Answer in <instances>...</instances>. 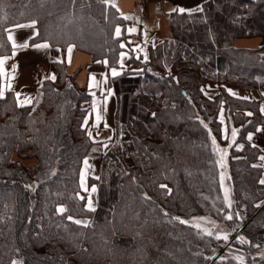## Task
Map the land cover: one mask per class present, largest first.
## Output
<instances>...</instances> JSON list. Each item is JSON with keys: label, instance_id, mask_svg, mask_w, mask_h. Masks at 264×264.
Here are the masks:
<instances>
[{"label": "trees", "instance_id": "16d2710c", "mask_svg": "<svg viewBox=\"0 0 264 264\" xmlns=\"http://www.w3.org/2000/svg\"><path fill=\"white\" fill-rule=\"evenodd\" d=\"M33 20L31 43L73 46L109 68L127 51L116 29L129 22L106 0H0V58L11 51L6 30ZM169 26L171 38L149 48L148 60L131 57L110 79L116 110L105 153L82 126L90 95L63 63L33 104L19 106L9 91L0 97V264H207L216 240L191 221L210 215L226 224L213 187L220 111L243 145L229 160L231 231L251 217L241 247L247 256L263 248L261 150L246 138L264 127V0H206L171 13ZM250 38L263 42L234 45ZM89 157L100 163L99 179H88L95 211L79 186Z\"/></svg>", "mask_w": 264, "mask_h": 264}, {"label": "crops", "instance_id": "0c3cea01", "mask_svg": "<svg viewBox=\"0 0 264 264\" xmlns=\"http://www.w3.org/2000/svg\"><path fill=\"white\" fill-rule=\"evenodd\" d=\"M106 1L113 4L119 11L120 16L129 22L123 31L119 27L121 30L120 35L122 33L126 35L123 45L127 51L124 50L120 53L117 66L109 68L106 63L93 60L88 53L76 50L73 46L66 47L63 52L60 48L50 45L48 48H36L35 45L45 43L30 42L36 35L35 27H12L9 30H11L16 43L18 45L27 43L28 47L13 49L12 41L8 40L9 32L7 31L6 38L11 51L1 57H8V59L3 66L4 75H0V90H3L4 93L7 91L12 92L19 106H21V101L30 99L31 103L23 104V106H29L35 101L38 89L42 83L46 80H53L51 79L53 75L56 78V63H63L66 73L74 77L79 89L86 91L90 95V100L81 104V107L87 110L82 126L86 130L89 140L99 146L101 153H105L112 145L115 124L116 97L109 87L110 79L115 77L112 74V69L115 68L119 73L129 69L131 57H139L141 60H145V56H147L148 60L149 48H153L162 41L171 38L169 15L174 12H180L178 11L180 8H184V12H194L190 10L199 9L206 0H158L148 6V12L145 17H141L138 8L141 0ZM173 9H177V11H173ZM27 24L30 23L24 25ZM131 29H135V31H130ZM262 42L260 38L238 39L234 45L253 48L262 44ZM69 47L72 48L70 54L68 53ZM13 52H15V55H13ZM121 62L123 67H121ZM14 67L15 70H13ZM93 76L95 77L94 80L92 79ZM90 83L92 87H89ZM9 84L11 88L8 87ZM17 93L20 94L18 98ZM242 95L250 96V93ZM258 98L260 99L259 111L264 116V111H262L264 109V84L258 88ZM97 110L101 116L98 125L96 122ZM85 121H87V125H85ZM258 129L254 133L249 134L252 137L251 140L248 139L249 135L246 140L252 146H256L261 150L259 159L254 165L261 168V179H264V160L260 159V157H264V127ZM89 133H91V136ZM239 144L240 147L243 146L242 143ZM85 160L88 162L87 169H85ZM82 172H86L84 183L88 191H85L80 186ZM99 175L100 163L90 157L85 158L79 173V186L81 191L86 193L87 204L88 199H92L93 207L96 206V192H91V188L95 185L88 186V179H96Z\"/></svg>", "mask_w": 264, "mask_h": 264}, {"label": "rangeland", "instance_id": "374dc122", "mask_svg": "<svg viewBox=\"0 0 264 264\" xmlns=\"http://www.w3.org/2000/svg\"><path fill=\"white\" fill-rule=\"evenodd\" d=\"M152 3L153 2H151L150 4ZM150 4L145 6L146 13L148 12L147 8ZM229 91L234 95L235 93H238L240 95L247 93L241 89H231ZM222 118L223 123H221ZM217 120L219 121V124L216 127L215 131L217 134H219V139L218 141H216L215 139V145L212 144V150L214 153L213 166L215 175L213 179V187L216 196L218 195V210L219 212H222L223 222L226 224L224 225L222 222H216L210 215L194 217L193 221L191 222L196 227L198 225L199 228H201V231H203L204 233L211 232L212 235H209V237L211 236L216 240V245H212L211 247V253L207 264H264V246L258 252L255 251L253 253H250L248 256L241 247V245L243 244V240H241V234L245 225L251 219V217L247 220L245 219V221L237 229H233V231H231V225L229 224L230 220L226 219L228 215H231V206L229 207V201L232 203L231 170L229 165L231 148L233 147L236 150H239L241 147L240 144L237 143L235 139L233 140L232 137V131L235 130L237 135V130L233 128L230 123L227 124V122H225L222 111H220V113L218 114ZM13 159L18 160L20 158L19 156L17 157L16 155H13ZM21 162L27 168H31L33 160L21 159ZM225 190H227V199H225ZM78 220L86 221L85 219ZM218 235L221 237V239H216ZM224 235L228 236L227 240L223 239ZM245 255L247 256V258Z\"/></svg>", "mask_w": 264, "mask_h": 264}, {"label": "snow or ice", "instance_id": "6c2138e0", "mask_svg": "<svg viewBox=\"0 0 264 264\" xmlns=\"http://www.w3.org/2000/svg\"><path fill=\"white\" fill-rule=\"evenodd\" d=\"M197 10L198 9H191L190 11H197ZM200 10H202V9H200ZM173 11H177V9H173ZM178 11H180L181 13H183L185 11V9L184 8H180V9H178ZM35 25H36V21L33 20V21H31L30 24H27V25L17 24L16 27L17 28H25V27H32V28H34ZM6 31L9 32V34H8V40L12 41L13 49H15L17 47H20V48H27L28 47V44L27 43L19 44L18 45L16 43L15 39L13 38V35L11 33V30H6ZM120 31L121 30L119 28L116 29V35H117V37L120 35ZM130 31H135V29H131ZM2 46L3 45H0V47H2ZM35 47L36 48H48L49 45L47 43H45V44H37V45H35ZM121 47H124V45L121 44ZM71 51H72V48L69 47L68 48V53L70 54ZM13 55H15V52H13ZM122 58H123V54H122ZM7 59H8V57L0 58V75H4V67L3 66H4V64H5V62H6ZM145 60H147V56H145ZM104 63H107V61H105ZM121 67H123V63L122 62H121ZM13 70H15V67L13 68ZM112 74L114 76H116V75H119L120 73L117 72V70L115 68H113L112 69ZM51 79L54 80L55 79V76L53 75L51 77ZM92 79L94 80L95 77L93 76ZM8 87L11 88V85L9 84ZM89 87H92V84L91 83H90ZM3 95H4L3 90H0V97H3ZM16 95H17V98H18L20 94L17 93ZM245 99H247V98L245 97ZM20 103H21V106H23V104L31 103V100L30 99H25L24 101H21ZM262 111H264V109H262ZM247 115H252V113H247ZM100 120H101V116L99 114V111L97 110V114H96V122H97V125L99 124ZM221 123H223V118L221 119ZM85 125H87V121H85ZM105 127H107V125H105ZM205 127H207V125H205ZM258 131H259V129H258ZM89 135L91 136V133H89ZM232 137H233V140L236 137V131L235 130L232 131ZM248 139L249 140L252 139L251 135L248 136ZM215 143H216L215 138H213V144L215 145ZM260 159L261 160H264V157H260ZM84 164H85V169H87V167H88L87 160L84 161ZM85 175H86V172H82L81 173V184H80V186H81V188H84L85 191H88V188L86 187V185L84 183ZM96 178L99 179V177H96ZM259 182L261 184H264V179H261ZM161 187H166V186L165 185H161ZM96 191H97L96 187L93 186L91 188V192L95 193ZM80 198L81 199H84V197H80ZM225 199H227V190H225ZM87 206H88V210L95 211V208L93 207V203H92V199L91 198L88 199V205ZM230 206H231V202L229 201V207ZM57 211L60 212V213H63L65 211V209L63 207H61V208H58ZM232 218L233 217L231 215H228L226 217V219H228V220H231ZM68 219L71 220L72 217H68ZM73 222L76 223V224H78V225L79 224H83L84 226H88V222H86V221L74 220ZM181 223H185V221H181ZM197 227H199V226L197 225ZM207 234L208 235H212L211 232H207ZM216 239H221V237L218 235L216 237ZM223 239L224 240H227L228 239V236L227 235H224L223 236ZM241 240H243V238H241ZM12 264H22V262L13 261Z\"/></svg>", "mask_w": 264, "mask_h": 264}, {"label": "built area", "instance_id": "2783aa9c", "mask_svg": "<svg viewBox=\"0 0 264 264\" xmlns=\"http://www.w3.org/2000/svg\"><path fill=\"white\" fill-rule=\"evenodd\" d=\"M158 0H142L141 2H139L138 4V8L140 10V15L141 17H145L147 14L145 12V6H147L148 4H150L151 2H157Z\"/></svg>", "mask_w": 264, "mask_h": 264}]
</instances>
